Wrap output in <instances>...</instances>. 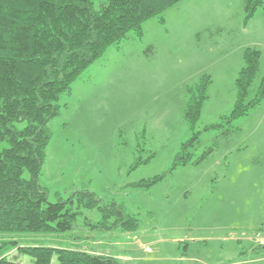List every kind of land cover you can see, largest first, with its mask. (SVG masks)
Instances as JSON below:
<instances>
[{"label": "rangeland", "instance_id": "rangeland-1", "mask_svg": "<svg viewBox=\"0 0 264 264\" xmlns=\"http://www.w3.org/2000/svg\"><path fill=\"white\" fill-rule=\"evenodd\" d=\"M246 2L179 1L163 22L145 21L143 36L130 33L109 47L60 101L67 106L49 124L40 175L49 201L90 190L101 204L117 203L135 215L136 229L101 228L102 213L75 200L73 230L12 233L0 241L100 252L121 264H264V101L228 132L205 130L232 109L246 48L261 51L250 96L264 75V6L249 17ZM204 75L212 81L194 160L174 167L192 136L188 87ZM156 177L151 186H137ZM68 260L55 254L52 264Z\"/></svg>", "mask_w": 264, "mask_h": 264}, {"label": "trees", "instance_id": "trees-1", "mask_svg": "<svg viewBox=\"0 0 264 264\" xmlns=\"http://www.w3.org/2000/svg\"><path fill=\"white\" fill-rule=\"evenodd\" d=\"M179 1L0 0V236L69 232L76 226L78 211L70 206L75 200L79 207L97 208L102 213L101 228L131 231L139 226L135 215L117 203L101 204L90 190L75 192L66 200L49 201L48 191L40 183L53 134L49 124L62 106H67L60 102L62 97L71 93L73 83L93 62L130 33L143 36L148 19L163 22L166 9ZM260 5L264 6V0H247L249 17ZM243 57L232 109L205 130L224 128L228 132L235 121L264 101V75L250 96L261 51L248 47ZM211 81L210 75H204L188 87L186 119L192 136L176 154L174 167L194 160L192 148L201 136L196 128ZM211 152H203L194 162ZM160 179L137 186H151ZM13 249L18 254L11 256ZM20 254L32 257V261H19ZM55 254L66 256L69 264H121L118 258L100 252L0 241V264H52Z\"/></svg>", "mask_w": 264, "mask_h": 264}, {"label": "crops", "instance_id": "crops-1", "mask_svg": "<svg viewBox=\"0 0 264 264\" xmlns=\"http://www.w3.org/2000/svg\"><path fill=\"white\" fill-rule=\"evenodd\" d=\"M237 69H240V68H237ZM235 95H236V93H235ZM234 102H235V100L233 101V104H234Z\"/></svg>", "mask_w": 264, "mask_h": 264}]
</instances>
